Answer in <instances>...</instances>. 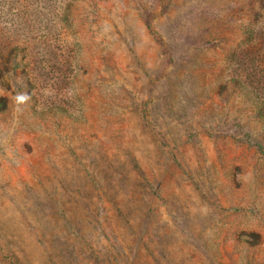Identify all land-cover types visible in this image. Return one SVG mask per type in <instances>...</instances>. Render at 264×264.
I'll use <instances>...</instances> for the list:
<instances>
[{
    "label": "rangeland",
    "instance_id": "374dc122",
    "mask_svg": "<svg viewBox=\"0 0 264 264\" xmlns=\"http://www.w3.org/2000/svg\"><path fill=\"white\" fill-rule=\"evenodd\" d=\"M0 264H264V0H0Z\"/></svg>",
    "mask_w": 264,
    "mask_h": 264
}]
</instances>
